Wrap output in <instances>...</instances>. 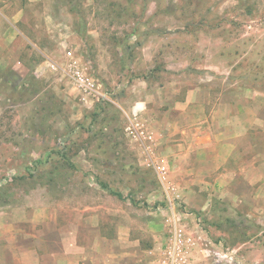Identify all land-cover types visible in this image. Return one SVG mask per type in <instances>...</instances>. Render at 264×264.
Wrapping results in <instances>:
<instances>
[{
  "label": "rangeland",
  "instance_id": "374dc122",
  "mask_svg": "<svg viewBox=\"0 0 264 264\" xmlns=\"http://www.w3.org/2000/svg\"><path fill=\"white\" fill-rule=\"evenodd\" d=\"M25 4L0 0V209L40 198L45 185L58 194L62 180L75 183L71 158L83 148L100 164L112 156L119 163V174L102 169L101 183L134 200L147 195L151 207L175 206L186 223H178L185 241L180 264H188L196 241L207 251L201 264H264V190L210 189L206 182L215 177L193 182L171 166L163 183L150 165L137 168L133 150L123 147L122 111L106 101L97 116L81 121L87 109L68 75L78 68L114 96L155 71L156 83L167 94L177 88L179 98L192 85L210 86L214 96L238 86L264 90V0ZM172 124L141 126L153 140L148 156L173 161L166 147L185 133Z\"/></svg>",
  "mask_w": 264,
  "mask_h": 264
},
{
  "label": "crops",
  "instance_id": "0c3cea01",
  "mask_svg": "<svg viewBox=\"0 0 264 264\" xmlns=\"http://www.w3.org/2000/svg\"><path fill=\"white\" fill-rule=\"evenodd\" d=\"M38 1L26 0L24 7ZM95 79L92 92L74 80L75 97L87 109L81 121L107 100L122 111L124 130L133 124H151L155 130L161 129V122H173L185 138L166 147L173 159L165 161L167 168L191 176L193 182L198 176L215 177L203 180L210 189L217 184L222 191L264 190V90L238 86L214 96L210 86L192 85L179 98L177 88L168 95V89L156 83L155 71L114 96ZM125 133L123 147L133 150L130 161L137 168L148 165L149 158L158 159L145 151L150 142ZM99 159L81 148L71 158L75 183L62 180L58 194L45 185L40 198L0 209V264H155L171 234L165 227L172 226L173 216L177 224L184 223L180 214L173 204L151 207L147 195L134 200L101 183L97 176L102 169L119 174L120 166L114 156L106 158L107 164ZM200 246L196 241L191 247L188 264H201L198 260L207 251Z\"/></svg>",
  "mask_w": 264,
  "mask_h": 264
},
{
  "label": "built area",
  "instance_id": "2783aa9c",
  "mask_svg": "<svg viewBox=\"0 0 264 264\" xmlns=\"http://www.w3.org/2000/svg\"><path fill=\"white\" fill-rule=\"evenodd\" d=\"M68 55L71 56V53L68 51ZM77 68V67H76ZM70 72V71H69ZM87 73H84L82 70H79L78 68L73 71L71 74L74 80L77 82V84L82 87L85 91H94V81L91 77L86 76ZM142 125H127L125 130L128 133H131L135 138H140L144 140H149L150 143L153 142L151 139V135L141 127ZM149 143V144H150ZM148 149V148H147ZM146 149V150H147ZM145 150V151H146ZM148 165H150L152 168L155 169V171L159 174L161 177L162 182H165V174H166V164L164 159H148ZM174 217V216H173ZM171 218V223L173 226H171V234L168 238V242L166 246L160 251V254L158 258L156 259L155 264H180L181 255L183 253V249L185 245L184 237L181 233V230L178 227L177 222L175 221V217ZM189 240V238H188Z\"/></svg>",
  "mask_w": 264,
  "mask_h": 264
},
{
  "label": "trees",
  "instance_id": "16d2710c",
  "mask_svg": "<svg viewBox=\"0 0 264 264\" xmlns=\"http://www.w3.org/2000/svg\"><path fill=\"white\" fill-rule=\"evenodd\" d=\"M34 92H37L36 91V89L33 91V93ZM107 100H105V101H102V102H98L97 104H96V107L94 108V110H91V111H89L88 113V115H90V116H97L100 112L98 111L100 108H99V103H103V102H106ZM100 142H104V141H100ZM117 144V142L115 143V140H114V142L111 144V146H112V148L114 147V145H116ZM99 145H101V144H99Z\"/></svg>",
  "mask_w": 264,
  "mask_h": 264
}]
</instances>
